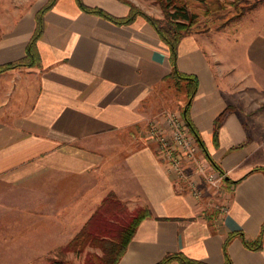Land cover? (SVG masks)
Segmentation results:
<instances>
[{
    "label": "crops",
    "instance_id": "1",
    "mask_svg": "<svg viewBox=\"0 0 264 264\" xmlns=\"http://www.w3.org/2000/svg\"><path fill=\"white\" fill-rule=\"evenodd\" d=\"M82 1L114 16L128 11L113 0ZM45 2L0 0V64L23 56ZM256 22L242 64L224 81L201 33L177 46V69L197 78L189 117L211 159L236 181H223L225 199L210 214L146 132L149 119L186 100L185 82L178 94L170 76L168 46L142 16L116 24L76 0H55L36 41L39 65L0 73V264L23 263L26 248L41 256L65 244L109 192L150 212L116 264H155L174 252L223 264L230 233L254 240L264 223V170L254 169L264 167V9ZM227 106L214 139V119ZM226 252L231 264H264V230L260 249L235 234Z\"/></svg>",
    "mask_w": 264,
    "mask_h": 264
},
{
    "label": "trees",
    "instance_id": "2",
    "mask_svg": "<svg viewBox=\"0 0 264 264\" xmlns=\"http://www.w3.org/2000/svg\"><path fill=\"white\" fill-rule=\"evenodd\" d=\"M163 8L164 17L155 18L147 15L144 12L138 11L132 5L128 13L124 16H114L108 11L96 7L88 6L83 3L82 0H76L77 5L84 11L100 15L116 24H127L131 22L137 15L142 16L156 31L159 38L168 46L169 50V61L171 65L170 76L174 79V85L177 87L179 81H184L185 91H186V100L181 108V116L185 120L190 132L196 139L199 147L201 148L204 156L210 163V165L218 170L220 174H223L222 181H229L224 173V171L217 165L207 153L200 136L193 125L189 114V104L192 95L196 91L197 87V78L193 74H187L180 72L176 67V56H177V46L185 34L189 33L190 21L194 18L192 14H189L186 7L184 6H175L174 13H168V6L173 4L174 0H158ZM55 0H47L40 8H38L34 14V30L27 41L24 49L23 56L0 64V73L7 71L9 69H14L18 67H32L38 66L40 63V55L36 47V41L40 37L43 30V18L44 13L52 7ZM214 8L216 10H226L223 13H218L219 15L216 18H224L227 14L231 12V15L228 19L238 17L243 13L244 10L252 8L256 1L250 2L249 0H232L231 2L227 1L230 5L233 6L232 9H226L218 1H213ZM174 6V5H173ZM211 10V11H212ZM227 19V20H228ZM232 108L230 106L225 107L214 119L213 122V138L216 139L217 131L220 124L223 122L225 116L231 112ZM261 168L264 170V167H256L254 169ZM122 215L119 219L114 218L119 215ZM150 212L148 208L137 207L131 212L127 211V207L121 203V201L116 197L112 192H109L101 201L96 210L90 215L87 221L81 226V228L75 233V235L63 246L60 248V252L64 253L67 250L74 249L77 245L81 246L86 243H90L96 240L107 239L106 243L102 246L101 255H93L90 259L88 258L82 264H116L118 259L124 253L127 243L134 234L136 227L141 219L146 216H149ZM264 230V223H262L260 232L254 240L245 239L242 232L230 233L224 241V255L225 260L223 264H231V260L226 252L227 241L238 234L247 248L250 249H260L262 246V236ZM178 261L180 264H208L203 260L190 258L184 255L182 252L167 253L162 259L157 261L155 264H168L171 261ZM48 264H76L72 261L66 260L63 257L54 256L50 258Z\"/></svg>",
    "mask_w": 264,
    "mask_h": 264
},
{
    "label": "rangeland",
    "instance_id": "3",
    "mask_svg": "<svg viewBox=\"0 0 264 264\" xmlns=\"http://www.w3.org/2000/svg\"><path fill=\"white\" fill-rule=\"evenodd\" d=\"M47 1V0H46ZM118 2L120 5H123L130 9L132 5L138 11L144 12L147 15L155 18H163L164 11L158 0H113ZM215 0H174L171 6H168V13L175 12V6H184L186 7L189 14L194 15L192 21H190L189 30L191 32L201 33L203 35L204 47L206 48V54L210 58L211 63L216 66L217 69L221 72V78L225 79L228 74L232 72L231 65L238 64L241 62L245 50V42L251 33L255 31L257 26V16L258 11L264 9V0H249L250 2L256 1V4L249 9L243 11L238 17L228 19L231 15V12L227 14L224 18H216L218 13H223L226 10H216L213 11ZM226 9H232L233 6L230 5L227 1L231 2L232 0H218ZM174 5V6H173ZM89 6V5H88ZM100 7L97 5H92ZM175 7V8H174ZM102 8V7H100ZM104 9V8H102ZM105 10V9H104ZM212 10V11H211ZM107 11V10H106ZM127 11V13H128ZM138 16V15H137ZM140 16V15H139ZM228 19V20H227ZM242 35H244L242 37ZM29 40V39H28ZM25 49V48H24ZM213 58V59H212ZM10 70V69H9ZM178 94L182 91V84L179 81L178 86L176 87ZM163 110V109H162ZM166 111H173L180 114L181 110L177 111L174 109H164ZM154 121L156 123H161L162 118L154 116ZM149 120L147 121L148 124ZM196 150L194 153L193 161L197 164L204 167L205 172L212 171V169L207 164L206 160L203 158V155L200 151L198 143L195 141ZM200 181V190H204V198L201 196L194 197L200 206L203 207L204 211L212 214L214 210L216 211L221 203L224 201L226 196V186L222 180L214 184H210L206 181L202 174L199 175ZM186 189V185L184 186ZM193 196V195H192ZM128 212L132 210L127 208ZM122 215L119 213L117 218L119 219ZM75 235V234H74ZM73 235V236H74ZM69 241V240H68ZM67 241V242H68ZM107 239L96 240L84 245H77L74 249L67 250L64 253L60 252V248L65 244H62L58 247L48 248L42 250L41 256H36L37 251L32 248H26L24 254V262H16L20 258L10 257L8 260L9 264H48L50 258L57 256L63 257L66 260L72 261L76 264L84 263L88 258H92L93 255L102 254V246L106 243ZM31 242V241H30ZM3 253L7 252L8 256L14 255L16 252L15 248H8L7 250L2 249ZM13 253V254H12ZM4 255V254H3ZM2 255V259L3 256ZM7 256V255H6ZM7 256V257H8ZM1 257V256H0Z\"/></svg>",
    "mask_w": 264,
    "mask_h": 264
},
{
    "label": "built area",
    "instance_id": "4",
    "mask_svg": "<svg viewBox=\"0 0 264 264\" xmlns=\"http://www.w3.org/2000/svg\"><path fill=\"white\" fill-rule=\"evenodd\" d=\"M156 116L161 117L162 122H153L155 117L149 119L146 129L147 136L156 144L158 155L165 160L167 168L186 184L191 195L198 197L201 194L194 173L202 174L210 184L222 180L223 174L216 169V171L205 172L204 167L197 164V168L194 171L191 170L196 139L180 114L162 110Z\"/></svg>",
    "mask_w": 264,
    "mask_h": 264
}]
</instances>
